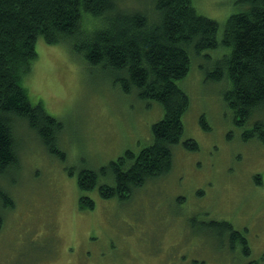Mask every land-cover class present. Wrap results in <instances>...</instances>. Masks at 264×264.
<instances>
[{"label":"rangeland","instance_id":"obj_1","mask_svg":"<svg viewBox=\"0 0 264 264\" xmlns=\"http://www.w3.org/2000/svg\"><path fill=\"white\" fill-rule=\"evenodd\" d=\"M192 3L218 22V37L228 15L242 8L239 0ZM35 50L22 86L32 104L61 120L57 144L65 155L15 126L17 161L0 174V192L12 201L0 196V264H205L200 257L207 264H264V145L243 140L223 98L227 81L206 79L226 48L191 58L179 80L189 97L181 139L195 140L197 148L174 145L169 172L122 199L81 191L79 169L149 144L161 105L122 92L111 72L88 66L67 41L38 37ZM80 194L93 197L94 207L80 208ZM211 219L241 229L250 255L236 244L229 248L227 238L219 241L207 226Z\"/></svg>","mask_w":264,"mask_h":264},{"label":"trees","instance_id":"obj_2","mask_svg":"<svg viewBox=\"0 0 264 264\" xmlns=\"http://www.w3.org/2000/svg\"><path fill=\"white\" fill-rule=\"evenodd\" d=\"M126 1L121 0L126 4L122 5L120 0H0V174L17 161L18 125L35 132L49 152L59 158L65 155L57 144L61 120L40 103L32 104L22 86L37 56L38 37L47 43L69 42L88 66L111 72L122 92L154 99L163 109L162 117L151 125L149 144L135 153L126 150L97 168L82 166L77 175L81 191L122 199L169 172L174 145L197 148L195 140L181 139L189 97L179 80L186 76L191 58L218 46L227 51L215 60L206 79L227 81L223 98L243 140L256 138L264 145V0H239L241 10L228 15L220 37L218 22L199 13L192 0H148L145 5L131 1L129 7L131 2ZM0 196L5 203L12 202L4 193ZM94 202L90 195L79 196L80 208L91 209ZM207 226L218 240L227 238L229 248L236 244L250 255L241 229L223 219H211Z\"/></svg>","mask_w":264,"mask_h":264},{"label":"bare ground","instance_id":"obj_3","mask_svg":"<svg viewBox=\"0 0 264 264\" xmlns=\"http://www.w3.org/2000/svg\"><path fill=\"white\" fill-rule=\"evenodd\" d=\"M95 21H96V20H95ZM195 71H196V70H195ZM190 75H191V74H190ZM190 75H189V76H190ZM195 75H196V73H195ZM182 78H183V77H182ZM60 147H61V146H60ZM84 147H85V146H84ZM136 157H137V156H136ZM115 160H116V159H115ZM24 172H25V171H24ZM237 247H238V246H237ZM240 247H242V246H240Z\"/></svg>","mask_w":264,"mask_h":264}]
</instances>
